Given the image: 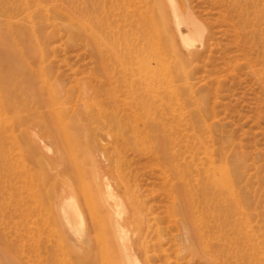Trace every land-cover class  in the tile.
Listing matches in <instances>:
<instances>
[{
    "label": "rangeland",
    "instance_id": "1",
    "mask_svg": "<svg viewBox=\"0 0 264 264\" xmlns=\"http://www.w3.org/2000/svg\"><path fill=\"white\" fill-rule=\"evenodd\" d=\"M154 1L0 0V67L22 115L39 118L15 76L22 75V63L37 79L36 67L45 71L46 84L36 86L48 104L58 97L54 109L63 111L61 124L50 117L49 129L55 131L50 134L33 121L16 127L12 102L2 100L0 264H104L106 248L118 262L121 246L111 244L108 233L73 237L57 215L61 199L73 193L82 198L97 173L126 213V199L136 206L138 222L123 230L141 263L264 264V0H175L204 31L203 43L196 42L200 54L177 67L168 57L162 66L145 57L142 16L156 15ZM159 4L165 7L161 12L169 11L166 0ZM69 22L77 28H68ZM173 70L186 71L187 79ZM157 77L164 82L158 94L146 93ZM83 83L96 89V101L113 120V128L107 123L96 136L106 152L97 146L92 152L95 137L87 124L80 126ZM139 95L148 114L137 105ZM30 98L38 101L33 90ZM30 142L36 151L29 152ZM71 142L81 151L74 156ZM56 147L62 149L59 156ZM88 151L94 164L83 154ZM72 157L83 165V183ZM220 167L229 170L230 179L222 178Z\"/></svg>",
    "mask_w": 264,
    "mask_h": 264
},
{
    "label": "bare ground",
    "instance_id": "2",
    "mask_svg": "<svg viewBox=\"0 0 264 264\" xmlns=\"http://www.w3.org/2000/svg\"><path fill=\"white\" fill-rule=\"evenodd\" d=\"M166 1L168 3L167 6H169V11H167V12L165 11V13L161 12L160 8L161 9H163V8L165 9V7H161V5L159 4V0H155L154 1V9L157 10L156 15L152 16V17H149L148 14H145L144 16H142L143 27L146 28V30L143 28V37L146 40V46L148 47V50L146 49L145 52H144L145 53V57L147 56L148 60H150L151 62L155 63L156 66H162L161 64L164 62L163 58H165V57L170 58L172 61L170 59H168V60L165 59V60L167 62L170 60L171 64H172V62L174 63V66H176L181 61H184L185 63L187 62L189 64V63L192 62V60L197 55L200 54V48L198 46H196V42H198V41L202 42V37H203L204 31L199 26V24L194 20V18L190 14L188 8H186L184 11H181L179 9V7H178L179 5H177L175 0H166ZM144 4H146V3H144ZM41 13L42 12H39V14H37L38 16L37 15L36 16L42 18L43 20H45L46 17L45 16H41ZM67 27L68 28H72V29H76L77 28V26L73 25L72 22H69ZM21 35H23V34H21ZM35 41H36V43L38 42L37 39H35ZM200 46H201V44H200ZM201 47H203V45ZM38 54L41 56V52L40 51L38 52ZM22 66H21L22 67L21 68L22 75L21 76L20 75L17 76L15 73L14 74H15L16 78L18 79V82L20 83V81H21V92L23 93L24 97L27 100H29L31 103L35 104L38 107L39 118H36V119L32 118V119H28L27 120V119H25V116L22 115L23 112H24L23 108L21 107V105L19 103V100L17 98H14L13 94L9 91L8 87H9V84H10L11 81H9V82H5L4 81V79L6 77V74L3 76L2 67H0V112L2 114V110L4 109V105H2L3 98L9 97L10 101L12 102L11 103V105H12L11 107L13 108L14 112L17 115V119L15 120V122L17 124V125H15L16 127H18V126L25 127V125L28 123V121H33L36 124L38 123V125L41 126L42 128L47 129L46 132L49 131L50 134H55L54 130L51 131L49 129V127L51 125V121L54 120V119H51L50 117H52V118L54 117L56 121H58L60 124L62 123L61 122L62 121L61 120L62 119L61 114L63 113V111L60 110L58 112L57 110L54 109V105H57V103H59V98L56 97V96H53V99L51 98L50 99V103L48 104V101H45L43 99V91H41V88H39V86L38 87L36 86L37 83H38L36 81H39L43 86L46 84V73H45V71L41 70V67H36L37 71H39V73L37 74V77H38V79H37L35 72L30 69L29 65H25V64L22 63ZM172 68H173V66H172ZM160 69H162V68H160ZM24 70H26L25 72H27V73H25ZM102 70L105 71L104 68H102ZM175 70H173V71L177 72V73L176 74L174 72L173 73L175 74V76L177 78L180 76L179 74L183 73V75L187 79L188 74H187L186 71L183 70L182 73H179L178 71H175ZM182 77L183 76L181 75V78ZM164 79H167V76ZM182 80L184 82V78H182ZM170 82H172V81H170ZM162 83H164V82H162V79H159V78L158 79H154L153 82L151 83V89L145 88V92L146 93L152 92V93H154V95H156V93L158 94V91H159L158 89L160 88ZM180 83H182V82H180ZM173 84L174 83H172V85ZM177 84L178 83H176V85ZM183 84L184 83H182V86H183ZM186 85L187 84L185 83V86ZM185 86H183V87L186 88ZM172 87H174V85ZM166 88H167V86H166ZM81 89H82L81 92H82V99H83L82 105L85 106V108H84L85 112L83 114L80 113L81 115L79 116V121H80V123H83V124H80V126L83 127L84 124H87V126L89 127V131L91 132L92 136L95 137V138H93L92 145H94V148H93L92 152L94 150H96V148H95L96 146H97V148L99 150L101 149V151L106 152L107 150L102 149V147H100V144L97 143L96 136L98 135L97 133H98L99 129L101 130L103 127L107 126L105 124L109 123L110 127L112 126L111 125L112 122H110V120H112V119H110L111 118L110 117L111 116L110 112H109V110H107L108 108L107 109H106V107L103 108L104 105L102 106L101 102L96 101V98H97L96 97V91H95L96 89L93 88L92 85L87 84V83H83V86H82ZM31 90H33L37 94V100L38 101L35 102L33 98L32 99L30 98V91ZM173 93H174V91H173ZM169 95H170V93H169ZM138 97H140V95L137 96V100H138L137 105H138V107H140V109H141L140 111H142L143 113L145 112V113L148 114V110L149 109L145 107L146 103H145L144 99L141 96V98L139 100ZM155 99H158V97H156ZM160 100H162V99H160ZM175 100H177V99H175ZM156 102H154V103L155 104L159 103V102L158 103H156ZM162 104H164V103H162ZM61 106L62 105L60 104V107ZM166 106L164 108H166ZM23 107L26 108L25 105H23ZM156 107H158V106H156ZM62 108L63 107H61V109ZM166 109H168V108H166ZM162 110L163 109H161V111ZM175 112H176V110H175ZM155 113H156V111H155ZM151 116L152 115L150 114V119H151ZM156 117H157V114H156ZM114 118L116 119V116L113 117V119ZM153 119H154V121H156L155 120L156 118H153ZM102 121H104V123ZM116 121H117V119H116ZM118 122L120 124V121H118ZM93 126H95V127H93ZM161 127L163 128V125ZM111 128H113V127H111ZM110 130H112V129H110ZM121 132H119L120 135L118 134V136H121ZM148 135H150V134L148 133ZM63 137H64L65 140L67 138V141H68L69 135L68 136H64V133H63ZM119 140H122V139H119ZM124 140L125 139H123V141ZM169 141H171V140H168V142ZM72 144L73 143L71 142V144H70L71 147L69 148L68 151H69L71 156H74L73 154L80 153L81 151H80V149H78L76 151L75 150L76 146H73ZM33 145L34 144H32L30 142L29 152L30 151H36L35 150L36 148H34ZM201 145H199V147ZM163 146H166V144L164 143ZM41 147L44 148L43 146H41ZM192 150L194 151L193 148H192ZM200 150H204V149L200 148ZM55 151L57 152L58 156L61 155V153H62V149L60 147H56ZM92 152L88 151V152H84L83 154L85 156H89L90 157V162L92 164H94L95 163L94 157H93L94 153L92 154ZM168 157H169V155H168ZM72 158H73V169L75 170V172L77 174L76 177L81 180V183H83V178H84V175H85L83 165L75 157H72ZM168 161H170V160L168 159ZM171 170H173V169H171ZM203 172L204 171H202V173ZM72 173H73V171H72ZM94 173H96V172H94ZM173 173H174V171H173ZM220 173H221L222 178L225 179V180H227L228 178L229 179L231 178V174H230L229 170L226 169L225 167H220ZM200 175H202V174H200ZM94 176H95L94 177L95 179H94V182H93V187H91V190L88 189L89 187L86 188L87 191L84 190V188H83V193H81L82 194L81 195L82 198L81 197L79 198L77 195H73L74 194L73 193V194H70L69 196L63 197L60 202L58 201L60 203V206L58 207L59 209H58L57 215H58L59 220L61 221V225L63 227V231H65V232L68 231L71 235H73V237L76 235L75 233H77V232L79 233V235H82V234L85 233L88 238L90 236H92L91 234H93V233L95 235H97V234H100V235L105 234L106 235V233H108L109 234L108 236H110L113 239L111 244L115 243L116 245H120L121 249H122V254L120 256L121 259L118 260V262H116V260L119 258L118 256L114 255L110 250H107L108 248H106V251H104L102 249V253L104 254L103 259L106 257V259L104 261V264H143V263L140 262V260L138 259L135 251L133 250L132 241L130 240V238L127 235L124 234L125 231L123 230V227L125 225H129L130 226L131 224H134V223L138 222L136 206L133 204L132 200L126 199L127 203L129 204V209H130V212L126 213L127 211H126V208H124V204L119 199V197H117L118 195L114 194L115 191L113 193V191H112L113 189H111L112 187H110V185L107 184V185H105L104 188H102V185L100 183V177L101 176L98 175V173L96 175H94ZM69 180H70V178H69ZM201 182H202V180L200 179V183ZM185 185H186V183H185ZM194 186L196 187L195 184H194ZM124 187H125V185H124ZM187 187H188V185H186V189H187ZM127 191L130 192L129 190H127ZM204 191L207 192L206 188H205ZM196 192H197V189H196ZM123 193L126 194L125 192H123ZM176 193H178V192H176ZM186 193H188V191ZM186 193H185L186 196L184 194L183 195L185 196V198L187 196L189 198V194L187 195ZM193 195L195 196V194H193ZM177 196H178V194H177ZM190 197H191V195H190ZM209 198L210 197H208V195L205 196V203L210 206V202L211 201H210ZM216 198H218V196ZM177 199H180V198H177ZM191 199H192V197H191ZM186 200L190 201L187 198H186ZM211 200H212V198H211ZM214 200H215V196H214V199L212 200V202ZM196 201H197V199H196ZM184 202H185V200H184ZM190 204H189L190 206H188V207H192V203L191 202H190ZM192 208H191V210H192ZM206 210H208V209H206ZM225 211H227V210H225ZM199 212H201V211H199ZM220 214L221 213H219V216H220ZM189 216H190V214H189ZM182 223L184 225L185 231L188 232L189 228H188L187 223H185V224H184V222H182ZM190 225H191V223H190ZM106 226H108V229L106 228ZM233 229H234L235 233L237 234V232H238V235H239V229H238V227L236 225L234 226ZM234 234L232 235L233 237H234ZM188 238H189V235H188ZM228 238H229V236H228ZM76 239H78V237ZM236 239H239V238H236ZM78 240H80V239H78ZM225 240H226V238H225ZM234 243H235V240H234V242L232 244L234 245ZM107 246L109 247V244H107ZM236 247H237V245H236ZM199 253H200V251L195 250V248L192 249V254L193 255H198ZM194 257L196 258L197 256H194ZM114 258H115V260H114ZM147 260L148 259H145V264L148 263ZM150 263H151V261H150Z\"/></svg>",
    "mask_w": 264,
    "mask_h": 264
}]
</instances>
